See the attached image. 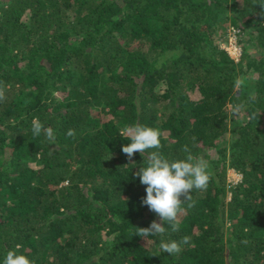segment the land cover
<instances>
[{
    "label": "trees",
    "instance_id": "trees-1",
    "mask_svg": "<svg viewBox=\"0 0 264 264\" xmlns=\"http://www.w3.org/2000/svg\"><path fill=\"white\" fill-rule=\"evenodd\" d=\"M0 264H264V0H0Z\"/></svg>",
    "mask_w": 264,
    "mask_h": 264
},
{
    "label": "built area",
    "instance_id": "built-area-1",
    "mask_svg": "<svg viewBox=\"0 0 264 264\" xmlns=\"http://www.w3.org/2000/svg\"><path fill=\"white\" fill-rule=\"evenodd\" d=\"M240 32L241 30L238 27L229 25L226 38L221 44V47H223L235 60H238L242 54V47L239 42Z\"/></svg>",
    "mask_w": 264,
    "mask_h": 264
},
{
    "label": "rangeland",
    "instance_id": "rangeland-1",
    "mask_svg": "<svg viewBox=\"0 0 264 264\" xmlns=\"http://www.w3.org/2000/svg\"><path fill=\"white\" fill-rule=\"evenodd\" d=\"M24 18L27 19V16L24 15ZM229 21H227L226 25L224 27H221L219 28V31L216 35V38L219 42V44L221 45L222 42L224 41V37L227 35V30H228V27H229ZM241 177V174L236 171L235 169L233 168H228L227 170V180L231 183H235L236 180L238 181Z\"/></svg>",
    "mask_w": 264,
    "mask_h": 264
}]
</instances>
